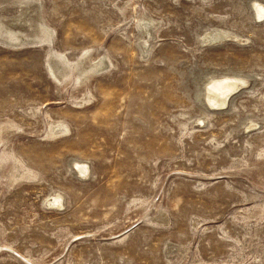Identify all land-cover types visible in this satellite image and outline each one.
<instances>
[{
	"label": "rangeland",
	"instance_id": "rangeland-1",
	"mask_svg": "<svg viewBox=\"0 0 264 264\" xmlns=\"http://www.w3.org/2000/svg\"><path fill=\"white\" fill-rule=\"evenodd\" d=\"M0 264H264V0H0Z\"/></svg>",
	"mask_w": 264,
	"mask_h": 264
},
{
	"label": "bare ground",
	"instance_id": "bare-ground-1",
	"mask_svg": "<svg viewBox=\"0 0 264 264\" xmlns=\"http://www.w3.org/2000/svg\"><path fill=\"white\" fill-rule=\"evenodd\" d=\"M240 84L238 81H235L234 79L233 80H228V81H219V82H217L216 83V86L217 87H219L220 89H221V92H223V93H221V94H223V98H222V100L225 98V97H227L228 96V94L230 93V91H232L233 89V87L236 85V84ZM237 86H239V85H237ZM232 89V90H231ZM218 91V89L215 91V92H217ZM231 94V93H230ZM211 95H212V92H211ZM218 96V95H217ZM217 96L214 98V99H217ZM214 97V96H213ZM210 99H213L212 97L210 98ZM226 99V98H225ZM217 100H219V99H217Z\"/></svg>",
	"mask_w": 264,
	"mask_h": 264
},
{
	"label": "water",
	"instance_id": "water-1",
	"mask_svg": "<svg viewBox=\"0 0 264 264\" xmlns=\"http://www.w3.org/2000/svg\"><path fill=\"white\" fill-rule=\"evenodd\" d=\"M216 82H217V80H215V81L210 85V90H211V92H212L213 95H214L213 98H215L217 95H218L217 98H221V97L223 96V94H221V93H223V92H221V89L215 85ZM235 87H236V85H235L232 89H234ZM217 89H218V91L215 92ZM232 89H231V90H232Z\"/></svg>",
	"mask_w": 264,
	"mask_h": 264
}]
</instances>
